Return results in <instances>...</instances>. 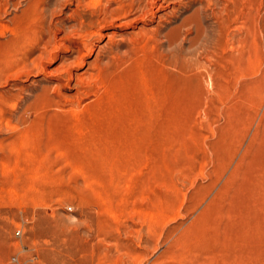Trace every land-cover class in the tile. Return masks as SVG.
Masks as SVG:
<instances>
[{"label": "rangeland", "instance_id": "rangeland-1", "mask_svg": "<svg viewBox=\"0 0 264 264\" xmlns=\"http://www.w3.org/2000/svg\"><path fill=\"white\" fill-rule=\"evenodd\" d=\"M59 1L0 14V264H264V0Z\"/></svg>", "mask_w": 264, "mask_h": 264}, {"label": "bare ground", "instance_id": "bare-ground-1", "mask_svg": "<svg viewBox=\"0 0 264 264\" xmlns=\"http://www.w3.org/2000/svg\"><path fill=\"white\" fill-rule=\"evenodd\" d=\"M99 1V0H98ZM234 1V0H232ZM120 2V1H119ZM156 2V1H155ZM108 3V2H107ZM154 3V2H153ZM168 4V3H167ZM180 4V3H179ZM118 5V4H117ZM134 5V4H133ZM169 5V4H168ZM233 5V4H232ZM235 5V4H234ZM24 6V7H23ZM107 6V5H106ZM132 6V5H131ZM148 6V5H147ZM150 6V5H149ZM156 6V5H155ZM163 6V5H162ZM161 6V7H162ZM13 7L16 10H19L23 7V9H20V14L18 16H15L13 20L18 19L19 25H24V23H27L28 21H34L38 27V29L42 30V36L43 32L48 31L47 33L51 32V28L49 26V22L52 21V17L55 16V14L60 13V1L54 2V0H3L0 3V14H6L8 13V9ZM122 7V6H121ZM152 7V4H151ZM106 8V7H105ZM145 8V7H144ZM154 8V7H153ZM109 8H107L108 10ZM148 9V7H146ZM170 9V8H169ZM15 10V11H16ZM111 10V9H110ZM109 10V11H110ZM144 10V9H143ZM233 10V9H232ZM106 11V10H105ZM147 11V10H146ZM110 13V12H109ZM148 13L153 14V9H149V11L144 12V16H146ZM142 15V16H143ZM149 15V14H148ZM141 16V17H142ZM138 19V17H137ZM221 19V18H220ZM146 20V19H145ZM127 21V20H126ZM153 21V20H152ZM15 22V21H14ZM124 22V21H123ZM32 23V22H31ZM1 25V24H0ZM15 27V26H14ZM27 27V26H26ZM8 28V27H7ZM16 28V27H15ZM19 28V27H18ZM17 28V30H19ZM36 30V29H35ZM142 31V30H141ZM32 32V31H31ZM41 32V31H40ZM46 33V34H47ZM34 34V33H33ZM37 34V33H36ZM41 36V35H40ZM44 39V38H43ZM38 39L39 42L42 41V46L44 48V52L40 55L41 58H48V52L47 48L51 44L50 40H43ZM76 50V49H75ZM79 50V49H78ZM41 51V50H40ZM45 55V56H44ZM78 61V60H77ZM98 63V62H97ZM96 66H98L96 64ZM101 66V65H100ZM98 69V68H97ZM100 69V68H99ZM95 71V69H94ZM92 73V72H91ZM90 74V73H89ZM91 77V76H90ZM97 77V76H96ZM98 79V78H97ZM4 122V121H3ZM6 122V121H5ZM5 124V123H3ZM3 159V158H2Z\"/></svg>", "mask_w": 264, "mask_h": 264}]
</instances>
